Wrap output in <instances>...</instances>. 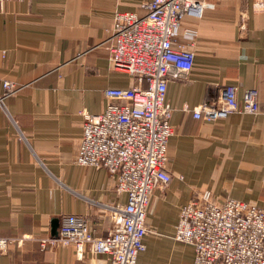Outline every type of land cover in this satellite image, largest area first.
Instances as JSON below:
<instances>
[{
  "label": "crops",
  "instance_id": "obj_1",
  "mask_svg": "<svg viewBox=\"0 0 264 264\" xmlns=\"http://www.w3.org/2000/svg\"><path fill=\"white\" fill-rule=\"evenodd\" d=\"M145 1L0 0V95L5 81L18 88L0 105V237L15 240L0 264H109L88 247L76 260L72 247L40 242L58 235L65 215L83 216L104 238L111 208L126 201L104 168L74 159L82 113L103 112L105 89L139 83L109 65V35L115 12L142 15ZM197 1L206 4L201 18L186 17L175 38L194 41V65L167 82L171 181L151 196L139 264H193V247L174 233L180 208L198 192L264 209V0ZM225 87L238 98L256 89L258 113L194 119Z\"/></svg>",
  "mask_w": 264,
  "mask_h": 264
},
{
  "label": "built area",
  "instance_id": "obj_2",
  "mask_svg": "<svg viewBox=\"0 0 264 264\" xmlns=\"http://www.w3.org/2000/svg\"><path fill=\"white\" fill-rule=\"evenodd\" d=\"M205 5L197 0H146L142 15L113 14L108 63L139 83L105 89L103 112L82 113L74 162L104 168L126 201L111 208L113 225L106 237H94L83 216L65 215L58 235L41 240L42 248L55 244L72 247L75 259L82 260L88 247L93 256H108L109 264H139L151 196L171 181L167 164L173 129L172 109L165 102L167 82L187 75L194 65V41L181 45L175 38L183 20L201 18ZM245 19L240 16L241 25ZM183 34L195 37L191 30ZM2 89L0 105L18 91L8 81ZM258 111L256 89H248L238 98L235 88L225 87L220 99L195 108L192 116L214 122L231 114L256 115ZM174 239L193 247V264H264V210L230 199L217 203L204 190L180 208ZM14 241L0 237V255Z\"/></svg>",
  "mask_w": 264,
  "mask_h": 264
},
{
  "label": "rangeland",
  "instance_id": "obj_3",
  "mask_svg": "<svg viewBox=\"0 0 264 264\" xmlns=\"http://www.w3.org/2000/svg\"><path fill=\"white\" fill-rule=\"evenodd\" d=\"M210 192V191H209ZM230 199V198H229ZM230 200H233V199H230ZM234 201H239V200H234ZM224 202V201H223ZM239 202H243V203H246V204H248V205H252V204H250V203H248V202H244V201H239ZM218 203H221V202H218ZM253 206H255V205H253ZM255 207H257V206H255ZM259 208V207H258ZM259 209H262V208H259ZM262 210H264V209H262Z\"/></svg>",
  "mask_w": 264,
  "mask_h": 264
}]
</instances>
